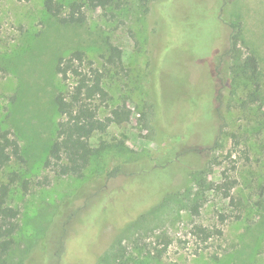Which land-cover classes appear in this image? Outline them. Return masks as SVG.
<instances>
[{"label":"rangeland","instance_id":"obj_1","mask_svg":"<svg viewBox=\"0 0 264 264\" xmlns=\"http://www.w3.org/2000/svg\"><path fill=\"white\" fill-rule=\"evenodd\" d=\"M229 23L258 60L257 98L233 82ZM75 51L101 74L97 117L131 111L91 136L106 148L81 177L44 165L54 96L75 83L56 61ZM0 128L23 159L0 169V185L17 175L6 264H264V0H115L71 25L43 0H0Z\"/></svg>","mask_w":264,"mask_h":264},{"label":"trees","instance_id":"obj_2","mask_svg":"<svg viewBox=\"0 0 264 264\" xmlns=\"http://www.w3.org/2000/svg\"><path fill=\"white\" fill-rule=\"evenodd\" d=\"M114 3L115 0H43L45 11L62 25L81 24L86 20L87 10L108 7ZM228 27L230 34L227 53L231 55L233 82L240 81L250 85L253 90L251 96L257 98L260 91L258 60L249 52L243 59L238 57L236 50L241 39L240 27L233 23H229ZM82 61V53L75 51L66 58H58L55 65V72L64 83L69 76L75 78L71 91L66 89L54 96V104L60 120L57 122L55 138L44 162L45 166L56 167V173L61 176L81 177L88 165L106 148L104 143L92 147L89 144L91 136L95 132L103 133L111 124L127 122L131 116L129 109H112L109 116L104 119L97 117L98 106L94 105L93 101L105 99L107 93L101 86V74L98 71H91L90 75V72L82 71ZM115 61L120 62V51L110 46L107 62ZM12 161H23L19 144L9 131L0 128V169ZM119 170V167H115L107 173L108 177L114 176ZM16 178L17 175L13 174L7 183L0 185V264H6V256L14 244L13 236L17 231L18 211L8 204L11 185L16 182ZM171 183L172 178L168 186ZM22 187L26 188L25 182L22 183ZM223 188V194L227 197L229 187L223 185ZM140 207L138 206L134 211H139ZM197 232L208 236L204 228L198 227Z\"/></svg>","mask_w":264,"mask_h":264}]
</instances>
